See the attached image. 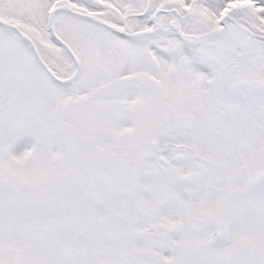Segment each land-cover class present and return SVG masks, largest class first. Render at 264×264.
Segmentation results:
<instances>
[{
  "label": "snow or ice",
  "instance_id": "6c2138e0",
  "mask_svg": "<svg viewBox=\"0 0 264 264\" xmlns=\"http://www.w3.org/2000/svg\"><path fill=\"white\" fill-rule=\"evenodd\" d=\"M0 264H264V0H0Z\"/></svg>",
  "mask_w": 264,
  "mask_h": 264
}]
</instances>
